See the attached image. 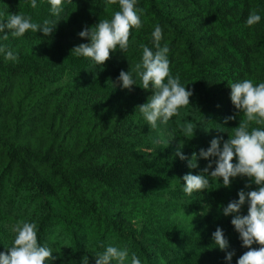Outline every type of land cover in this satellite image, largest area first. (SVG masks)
<instances>
[{
  "label": "trees",
  "instance_id": "obj_1",
  "mask_svg": "<svg viewBox=\"0 0 264 264\" xmlns=\"http://www.w3.org/2000/svg\"><path fill=\"white\" fill-rule=\"evenodd\" d=\"M187 1L193 5V10L190 9L191 13L195 10L193 16L197 15L196 7L201 5L198 2L201 0ZM13 2L14 4H11L9 0H0V4L3 3L7 7L6 11L13 13L16 9L19 13L31 16L34 21H42L44 16H49L47 0H38L35 9L28 7L25 0ZM207 2L214 8L211 12L206 11L207 15L221 22L231 38L241 33L239 24L244 22L249 11L256 10L264 15L262 0ZM144 3V0H139L136 7L143 8L141 6ZM63 9L60 21L50 37L26 32L21 38H12L9 43L8 40L3 43L16 52L20 44L29 47L34 53L33 67L51 71L54 78L66 74L81 75L80 80L94 102L84 110L90 115V129L86 140L89 152L94 151L96 147L101 148L102 143L106 146L108 141H111L109 149L123 153L119 162L123 161L126 155L138 163L126 174V171L118 170L116 163L113 167L104 169L99 164L83 160V154L86 155L83 152L78 155L75 166L70 167L63 161L61 151L52 147L42 153L33 154L27 146L0 142V251L6 253L7 247L11 245L15 222L27 219L36 222L38 226V242L46 243L53 249L56 259L52 260L51 264H83L84 257H87L88 264H94L95 253L108 245V235L114 236L130 253H135L142 264H224V252L216 249L211 240V233L218 226L229 242L227 251L235 252L231 262L235 264L236 259L247 249L240 246L237 233L230 225L231 215L225 217L221 210L229 201L237 198L236 193L244 188L246 178L237 177L227 189L222 187L219 181L210 179L207 192L185 196L181 189V177L189 172L198 174L205 168L208 161L199 158L198 153L200 148H207V143L201 145L193 139L182 138L179 130L175 129L176 123H173L174 127L168 128L170 136L155 143L153 152H150L151 158H148L150 153L145 159L142 158L140 146L144 134L142 136L139 132H133L144 123L136 107L146 99L139 89H132L130 93L127 89L117 86V83L113 84L119 73L115 60L120 59L126 52H120L119 49L110 52L108 60L102 66L94 67L86 58L75 57L71 53L74 46L87 42L77 34L83 28L95 25L99 19L109 18L112 11L118 10V4L106 5L105 0H70L63 5ZM151 10L154 11L153 8ZM154 12L156 14L153 16L160 22L173 21L161 16L157 11ZM151 31H143L140 28L137 32L136 29H130V33L134 36L138 33L143 40L148 38ZM7 32L5 29V34ZM178 35L182 38L180 30ZM129 41L134 40L129 37ZM140 44H143L142 41ZM145 45H148V42ZM168 45L173 52L170 56L173 57L175 44H166L167 47ZM15 46L17 47L14 48ZM189 48L187 57L175 60L178 63L174 73L179 75L186 90L190 89L192 93L205 98L202 117L206 118L213 129L223 131L221 140H226L231 136L232 128L238 126L243 117L236 114L230 103V89L222 90L216 83L206 85V82L211 80L207 68L211 69L212 65L203 59L198 51H194L192 46ZM127 53L136 56L138 49L132 47ZM10 66L12 63L0 56V68L7 73ZM4 79L5 76H0V81ZM229 116L235 118L226 121ZM68 118L65 123L73 119V116ZM93 131L99 135L100 141H96L95 138L98 137H93ZM125 132L131 133L128 137H136L133 144H137L136 151L127 144L125 148L115 145ZM121 139L123 141L124 136ZM181 142L180 151L185 157L184 160L175 156ZM193 153L197 154L196 167L189 168L188 160ZM38 165L47 170V174L40 176L41 178L31 170ZM12 169L18 173L16 181L12 180ZM256 187L249 183L248 188L244 190H254ZM154 196H165L166 202L152 201ZM107 197L115 203L119 202V207L124 203L130 204L131 211L138 213L137 227L131 223L126 225L119 219V213L112 212L106 205ZM97 199H100L99 203L95 201ZM178 199L190 203L188 213L185 214L187 217L180 221V225L175 222L172 214L174 211L169 209L171 205H176ZM240 211L245 214V206ZM83 219L88 220L99 235L92 237L89 243L80 229ZM58 224L69 234L68 243L60 248L54 247L49 241L54 233L52 227ZM156 236L158 240L154 239Z\"/></svg>",
  "mask_w": 264,
  "mask_h": 264
},
{
  "label": "rangeland",
  "instance_id": "obj_2",
  "mask_svg": "<svg viewBox=\"0 0 264 264\" xmlns=\"http://www.w3.org/2000/svg\"><path fill=\"white\" fill-rule=\"evenodd\" d=\"M144 1L145 3L141 6L143 8H139L141 29L151 31L153 26L158 24L162 30L160 45L175 44L176 51L173 57L170 56L173 52L168 45L169 70L172 75H176L174 72L178 61L175 62V60H182L187 57L189 47L192 46L194 51H198L201 57L208 60L212 65L211 69L207 68L211 78L206 82L207 86L210 83L214 85L216 83L220 85V89L228 90L231 81L251 79L254 84L264 82V15L262 13H260V23L246 27L244 22H241L239 24L241 33L237 37L231 38L221 22L207 15L206 11L211 12L214 9L207 0L198 1L201 5L196 7L198 14L195 16H193L195 10L192 13L190 11V9L193 10V5L187 0ZM9 2L14 4L13 0H9ZM262 4L264 5L263 0ZM151 8L161 16L173 21L160 22L153 16L156 13ZM6 10L7 7L3 3L0 4V12L6 14L8 12ZM15 12L19 11L15 9ZM138 30L136 29L137 32ZM179 30L182 32V38L178 35ZM129 37L133 38L134 41L130 42L131 45L126 53L117 61L115 60V66L119 71H127L128 67L131 68L135 62H138L141 52L137 45L140 44V41L143 44L148 42L147 46H152L149 34L148 38L144 40L138 33L135 36L130 33ZM11 40L12 37L8 39L7 43ZM132 47L138 49L136 56L127 53L131 51ZM17 49H19L17 50L18 62L10 61L12 66L7 73L3 71L2 67L0 68V76H5V79L0 81V142L27 146L33 154L42 153L45 149L52 147L61 151L63 161L70 167L75 166L78 155L84 152L86 155L83 154V160L99 164L104 169L113 167L116 163L119 171L124 170L126 174L130 173L138 162L126 155H124L123 161L119 162L123 153L110 150L111 141H108L106 146L102 143L101 148L96 147L94 151L89 152L86 140L90 129L88 127L90 115L86 114L84 110L90 106L93 99L83 86L80 80L81 75L66 74L62 77L59 76L60 78H54V73L51 71L33 67L34 53L29 50V47L20 44ZM54 71L57 70L54 69ZM231 77L232 80L230 81ZM116 85L119 86L118 83ZM132 89L141 90L145 99L151 95L150 91H145L135 85L127 90L132 93ZM204 100V97L197 96L193 92L189 97V106L182 107L179 110V115L170 118L168 123L159 124L155 130L149 128L145 123L141 127L138 126L133 133L139 132L142 136L144 134L140 146V156L145 159L154 150L153 147L156 144L153 141L162 142L164 137L170 136L168 128L174 127L173 123H176L175 129H178L177 125L183 120H190L197 124L191 139L201 145L205 142L208 146L213 137L222 139L224 132L213 129L206 118L202 117L204 115ZM71 115L73 119L65 123V120H68ZM92 134L94 138L99 136L94 131ZM129 135H131L130 132H125L122 135L124 136L123 141L121 136L115 145H121L125 148V144H127L136 151L137 144L133 146L136 137H128ZM95 139L97 142L100 141L99 137ZM88 153L90 155H87ZM151 153L148 156L149 159ZM31 170H34L39 178L47 174V170L44 167H39V165L32 167ZM12 174V180L16 181L18 179L17 171L12 169ZM235 180H232L231 183ZM124 186L125 184L122 185V187ZM95 201L99 203L100 199ZM152 201L166 202V199L165 196L162 198L154 196ZM105 202L112 212L119 213V219L123 220L126 225L131 223L137 227L138 213L131 211L130 204L124 203L123 206L119 207V202L115 203L108 197L105 198ZM189 204L185 200L178 199L176 205L170 206L169 209L174 211L172 214L177 224L180 225V221L187 216L185 214L188 213ZM17 215L19 214L17 213ZM82 222L80 229L83 237L89 243L92 237L96 238L99 235L88 220L83 219ZM52 231L54 233L49 241L54 247L60 248L68 243L69 234L63 226L59 224L53 226ZM106 238L108 244L122 246L114 236L108 235ZM154 239L158 240V237L156 236Z\"/></svg>",
  "mask_w": 264,
  "mask_h": 264
},
{
  "label": "clouds",
  "instance_id": "obj_3",
  "mask_svg": "<svg viewBox=\"0 0 264 264\" xmlns=\"http://www.w3.org/2000/svg\"><path fill=\"white\" fill-rule=\"evenodd\" d=\"M67 2L70 0H47L49 16L42 21H34L24 13L0 12V56L3 60L18 62V53L3 43L9 36L21 38L26 32H31L50 37L60 21L63 5ZM25 3L33 9L38 6V0H25ZM105 3H117L118 10L112 11L109 18L99 19L95 25L83 28L77 35L87 42L71 50L75 57L86 58L93 67L102 66L110 52L117 49L126 52L130 46V29L138 30L142 27L140 10L136 7L137 0H105ZM260 21V12L251 10L244 25L251 27ZM5 29L8 30L6 34ZM150 36L152 46L137 45L141 52L138 62L128 67L127 71H119L113 84L118 83L121 89L135 85L151 92L136 110L143 122L155 130L159 124H166L170 118L178 116L182 107L189 106L192 92L186 90L179 75L170 73L169 48L160 45L162 30L158 24L153 26ZM228 88L230 103L236 114L242 115L243 119L232 128V134L226 140L213 137L207 148L199 149V158L208 163L200 173L194 175L189 172L182 176L181 189L185 196L191 197L193 193L207 192L210 179L219 181L227 189L237 177L246 178L247 183L237 191V198L223 206L221 212L225 217L231 215L230 225L237 233L240 246L247 249L236 259L235 264H264V82L254 84L251 79H240L231 82ZM234 118L229 116L226 121ZM177 127L182 138L191 139L197 124L183 120ZM180 147L182 142L175 156L184 160ZM196 158L197 154L193 153L188 160L189 168L196 167ZM249 183L257 187L245 191ZM245 205L246 213L241 214L240 210ZM12 232L7 252L0 251V264H51L56 259L48 244L38 242L36 222L17 220ZM211 240L216 249L224 252V264H231L235 252L227 251L229 242L220 227L217 226L211 233ZM254 244L258 247H251ZM82 260L83 264H88L87 257ZM94 264H142V261L135 253H130L126 246L108 244L102 251L95 253Z\"/></svg>",
  "mask_w": 264,
  "mask_h": 264
}]
</instances>
